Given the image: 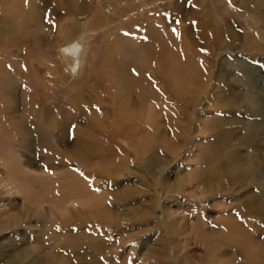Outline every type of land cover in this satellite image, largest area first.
Listing matches in <instances>:
<instances>
[{
	"label": "rangeland",
	"instance_id": "1",
	"mask_svg": "<svg viewBox=\"0 0 264 264\" xmlns=\"http://www.w3.org/2000/svg\"><path fill=\"white\" fill-rule=\"evenodd\" d=\"M245 1L0 0V264H264V0ZM84 30L73 79L56 51ZM235 152L239 183L218 178Z\"/></svg>",
	"mask_w": 264,
	"mask_h": 264
},
{
	"label": "bare ground",
	"instance_id": "2",
	"mask_svg": "<svg viewBox=\"0 0 264 264\" xmlns=\"http://www.w3.org/2000/svg\"><path fill=\"white\" fill-rule=\"evenodd\" d=\"M252 1V0H251ZM249 1H245V3L243 5H246ZM256 1V0H255ZM253 3V2H252ZM258 3H260L258 1ZM247 8V7H246ZM249 13V12H248ZM250 16V15H249ZM86 24V23H84ZM87 26V25H86ZM85 26V27H86ZM231 34H233L232 31H230ZM86 34L87 31H81L79 33H77L74 36H71L69 39H66L65 41H63L62 43H60L57 47V58L60 62V64H62L65 72L67 73V75L73 79H77L80 77L81 75V71L83 69V65H84V57L86 54ZM230 38V42L234 41V36H231L230 34H227ZM62 68V70H63ZM168 77V76H167ZM221 81H224L223 78L221 79ZM244 81V80H243ZM249 95H253L251 92H248ZM48 110V109H47ZM234 112V111H233ZM148 113V112H147ZM149 116H147L148 118ZM148 120V119H147ZM234 123L232 125V134H234L233 132L235 131V126ZM239 126V125H238ZM154 127V126H153ZM231 127V126H230ZM1 128V127H0ZM154 129V128H153ZM1 133V132H0ZM230 134V129H225L224 131L220 132L221 135V139H227L228 135ZM219 135V133H218ZM253 136V135H252ZM252 136H249L246 139H243L242 137H240L239 141L241 140V144H244L246 147H250V148H254V145L258 146L259 143H254L253 142V138ZM233 137H237V134H234ZM243 139V140H242ZM240 143V142H239ZM226 148V147H225ZM219 149H224V146L219 147ZM4 154H2L0 152V165H3L4 167H6V159H4ZM242 154L240 152H235L233 154L231 153H225L222 156V161H219V172H223L218 178H222L224 177L225 179H228L229 182L233 181V182H238L235 178V173L239 170V167L236 165L237 160H239L240 156ZM247 170V169H246ZM242 172V171H241ZM239 173V172H238ZM237 177V176H236ZM238 178V177H237ZM219 180V179H218ZM240 182V181H239ZM238 182V183H239ZM8 186L10 187V190L12 192H15L19 187L15 184V180H10L8 182ZM167 203V202H166ZM164 204V207L162 211H164V214H166V216L170 215V205L167 203ZM249 210H251L255 216H257V218H260V220L264 221V209H261V206L259 204L256 203H252L247 205ZM128 210V209H127ZM131 211V210H130ZM135 212V211H134ZM132 213V212H131ZM136 213V212H135ZM250 213V212H249ZM145 214V213H144ZM152 214V213H151ZM252 214V213H251ZM138 216V215H137ZM128 217V216H127ZM130 218V217H129ZM13 219V218H11ZM14 221H12L13 223ZM260 237H262V241L264 242V229L260 232ZM252 235V234H251ZM259 236V235H258ZM257 236V237H258ZM76 239H72V243L75 245H78L75 243ZM82 244V241H81ZM83 245V244H82ZM11 248L7 250V256L6 257H10V258H15V246H10ZM152 250V249H150ZM261 252V251H260ZM251 263V262H250ZM248 262H243L242 264H250ZM98 264V263H97Z\"/></svg>",
	"mask_w": 264,
	"mask_h": 264
},
{
	"label": "snow or ice",
	"instance_id": "3",
	"mask_svg": "<svg viewBox=\"0 0 264 264\" xmlns=\"http://www.w3.org/2000/svg\"><path fill=\"white\" fill-rule=\"evenodd\" d=\"M177 23H178V21H177ZM174 31H175V29H174Z\"/></svg>",
	"mask_w": 264,
	"mask_h": 264
}]
</instances>
